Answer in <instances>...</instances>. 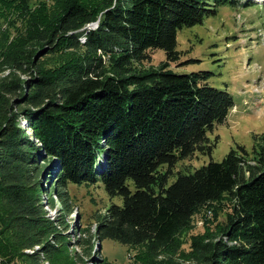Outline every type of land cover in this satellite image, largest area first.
<instances>
[{"label":"trees","instance_id":"1","mask_svg":"<svg viewBox=\"0 0 264 264\" xmlns=\"http://www.w3.org/2000/svg\"><path fill=\"white\" fill-rule=\"evenodd\" d=\"M55 1L48 24L23 22L0 46V264H75L66 253L75 208L68 182H102L122 198L81 247L118 240L140 264H264V134L252 153L230 149L167 185L180 159L211 152L208 133L234 107L206 70H171L177 30L239 0ZM14 3L30 0H0V15ZM155 49L165 59L143 66ZM43 55L55 65L40 66ZM56 202L51 217L45 207ZM221 207L228 215L218 231L197 233L183 251L196 212L206 222ZM100 249L94 263L113 264Z\"/></svg>","mask_w":264,"mask_h":264},{"label":"rangeland","instance_id":"2","mask_svg":"<svg viewBox=\"0 0 264 264\" xmlns=\"http://www.w3.org/2000/svg\"><path fill=\"white\" fill-rule=\"evenodd\" d=\"M84 1L90 3L95 0ZM41 2L45 4V8H39ZM238 2L240 5L220 6L214 15L205 17L201 23L177 30V49L181 55L178 61L170 64L171 70L179 74L206 70L207 84L231 93L234 107L228 112L226 121L216 124L208 133L211 143L214 144L211 152L202 154L195 151L189 158L180 159L172 168L167 185L176 179L178 171L189 173L207 164L208 161H221L230 149L236 148L240 151L239 147H243L252 153L253 147L258 143V137L261 133L264 134V0ZM54 4H56L55 0H30V4L23 8H17L18 2L17 6L14 3L12 8L3 11L0 15V46L1 43L12 42L18 33L17 30L23 27V22L27 23L30 20L34 25L48 24L46 22L52 20ZM19 14L22 20L17 18ZM96 21L87 24L86 28H94L97 25ZM11 24L15 26L11 27ZM55 58L51 55H43L41 58L39 56V64L46 68L54 66ZM163 59H165L164 50L155 49L150 59L142 65L157 67ZM19 75L21 80L29 76ZM23 121L24 119H21L20 122L26 128V121ZM167 168L168 165H163L161 170L166 171ZM67 191L75 208L66 218L67 232H70L66 253L75 264H79L78 256L73 253L75 251L78 252L79 257H82L83 263L95 262L96 257L100 258L94 250L96 240L91 239L93 247L89 248L87 245L80 246L83 242L81 239L86 240L90 234L93 235L99 215H102L111 204L121 205L122 198L117 195L110 197L102 182L81 184L68 182ZM48 200L44 195L45 206L48 205ZM57 205L56 202V207ZM57 209L58 207L50 210V214L56 216ZM226 211L221 207L216 218L206 216L208 218L206 222L203 218L204 210L196 212L191 227L182 233L184 242L181 245L182 250L188 252L191 239L197 233L215 234L228 215ZM72 231H74L73 235ZM101 246L100 253L109 263L140 264L134 263L133 256L136 249L131 246L105 238ZM86 249L91 251L89 255H86ZM10 264L16 263L10 262Z\"/></svg>","mask_w":264,"mask_h":264},{"label":"built area","instance_id":"3","mask_svg":"<svg viewBox=\"0 0 264 264\" xmlns=\"http://www.w3.org/2000/svg\"><path fill=\"white\" fill-rule=\"evenodd\" d=\"M83 39H84V38H82V40H83ZM46 209L48 210V212H49L50 210H52V209H49V207H47ZM50 212H51V211H50ZM50 212H49V214H50ZM50 216L52 217V216H54V215H51V214H50ZM73 234H74V231H72V235H73ZM79 236H80V235H79V233H78V237H79ZM96 244H97V242H96ZM36 248L39 249V246H38L37 244H36V246H34V249H27L26 252H28V253H32L34 250H36ZM94 250L97 251L96 245H95V249H94ZM45 264H48V263L46 262ZM89 264H96V263L90 261Z\"/></svg>","mask_w":264,"mask_h":264},{"label":"water","instance_id":"4","mask_svg":"<svg viewBox=\"0 0 264 264\" xmlns=\"http://www.w3.org/2000/svg\"><path fill=\"white\" fill-rule=\"evenodd\" d=\"M96 22H97V21H96ZM96 248H97V250L100 249V243H99V240L97 241Z\"/></svg>","mask_w":264,"mask_h":264},{"label":"bare ground","instance_id":"5","mask_svg":"<svg viewBox=\"0 0 264 264\" xmlns=\"http://www.w3.org/2000/svg\"><path fill=\"white\" fill-rule=\"evenodd\" d=\"M34 252V251H33Z\"/></svg>","mask_w":264,"mask_h":264}]
</instances>
